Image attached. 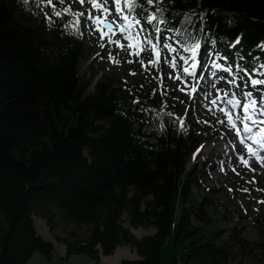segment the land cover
<instances>
[{
    "label": "trees",
    "instance_id": "trees-1",
    "mask_svg": "<svg viewBox=\"0 0 264 264\" xmlns=\"http://www.w3.org/2000/svg\"><path fill=\"white\" fill-rule=\"evenodd\" d=\"M53 3L59 17L42 0H0V264H52L53 243L37 233L33 216L50 232L59 220L70 224L56 240L66 256L85 254L91 264H103L100 255L119 245L138 255L119 264H231L234 248L264 247L236 227L224 238L210 203L196 202L197 173L184 160L207 134L182 114L164 79L121 88L104 74L85 94L90 82L77 75L87 51L80 17L63 12L80 8ZM120 5L155 17L143 24L149 38L155 30L160 41L172 38L181 60L197 43L215 53L226 40L223 54L244 64L239 72L260 64L264 76V0ZM139 227L154 231L136 237ZM34 252L47 262H30Z\"/></svg>",
    "mask_w": 264,
    "mask_h": 264
},
{
    "label": "rangeland",
    "instance_id": "rangeland-1",
    "mask_svg": "<svg viewBox=\"0 0 264 264\" xmlns=\"http://www.w3.org/2000/svg\"><path fill=\"white\" fill-rule=\"evenodd\" d=\"M64 2L68 6L74 5L84 11L80 24L87 51L85 57L77 66V75L81 80L87 79L90 82L85 94L93 91L95 82L104 74L116 79L115 86L121 88L140 81H143L145 86L149 88V86L157 84L161 79H164L166 85L174 91L175 96L180 100L183 111L190 113L194 117L196 126L203 128L208 133H212L204 138L201 135L197 147L191 155L189 152L184 160L185 168L187 169L194 164V171L197 173L198 184L192 186L196 202L203 203L204 201H208L210 203L208 209L213 213L215 226L221 231L224 238L231 232L233 227H236L239 229L240 236L244 239L255 241L256 243L264 242V203H261V201H264V179L260 175L258 176V171L244 170L239 174L231 173L227 175L225 172L224 174H219L220 171L223 172V166L220 170L212 172L214 166L206 165L203 162L204 156H208V153L207 155L201 154V156H198L203 144L220 139V134L224 135L225 131L222 129L220 121L210 116L205 104L199 106L198 102L195 101L196 96L191 98L192 90H189L186 85L187 82L185 83V80H182L180 70H178L180 67L173 63L168 53L172 40L165 42V45L167 44L169 47H165L164 45V48H155V50L153 47H150L151 49L147 48L149 42L141 35L128 37L125 33H122L125 28L119 26L120 19L118 12L114 11L115 7H112L111 11L105 13L94 9L92 4L90 5L87 1L83 5L79 3V0H64ZM97 3L102 4L99 0H97ZM86 14L88 16L91 14L93 17H100L102 21L109 19L113 24L112 29L106 30L102 25L103 23L99 25L93 23L92 20L87 19ZM148 20H150V17ZM139 22L141 23V20ZM135 23L137 22L135 21ZM98 27L104 33H107L103 39L101 38V31L97 30ZM113 33L115 34L113 35ZM147 33L145 32V34ZM109 40L119 41L120 45L124 47H119L116 43L109 42ZM225 42L226 40H223L220 44H224ZM101 45L104 46L101 47ZM219 47H223V45ZM136 52H139V55L130 54ZM157 52L159 53L158 57L156 55ZM198 54L199 51L196 50L195 56ZM112 57L115 58V61H119V63L114 62L111 59ZM204 60L206 59L204 58ZM128 61H131V63ZM224 71L225 73L219 71V76L216 77L221 79L227 74L228 81L224 80L222 82L231 89L234 91L239 90V85H245V82H240V84L234 86L232 72L230 74L228 69ZM132 73H135V75H132ZM261 92L264 91L260 90L259 93ZM201 95H203V91ZM197 100H201L200 95H197ZM214 126L219 128L218 131L216 129L214 132L212 131ZM215 147L218 149L221 145L219 144ZM219 150L221 152L222 148ZM204 152H206V146ZM217 155L211 156V159L222 162L228 160L224 153L220 157ZM227 162L229 163V161ZM225 168L230 171L228 165ZM253 179L255 182L250 183ZM244 189H247V191H244ZM179 205L187 207L188 202L179 200ZM33 221L37 233L53 243L52 264H91L93 262L85 254H70L66 256L65 245L56 240V235L63 234L64 228L68 229L72 227L70 224H64L59 220L57 228L53 232H50L44 219L41 217L33 216ZM193 221L197 225H205L203 221L196 218ZM205 227L209 228L210 225ZM132 231L136 237H140L144 234L152 233L154 227L133 228ZM234 253L231 264H264V247L255 249L250 254L237 251L234 248ZM137 257L138 255L134 248L128 245H119L112 254H101L100 261L103 264H119L121 259H133ZM30 262L43 263L47 262V260L41 253L34 252L30 258Z\"/></svg>",
    "mask_w": 264,
    "mask_h": 264
},
{
    "label": "snow or ice",
    "instance_id": "snow-or-ice-1",
    "mask_svg": "<svg viewBox=\"0 0 264 264\" xmlns=\"http://www.w3.org/2000/svg\"><path fill=\"white\" fill-rule=\"evenodd\" d=\"M42 2L46 3V6H50L52 8L53 15L59 17L61 15V11L57 10L56 4L53 3V0H42ZM89 3L92 4V7L94 9H98L102 12H108V8L106 7L107 0H104V3H97V0H88ZM116 4L120 3V0H115ZM127 6L129 8L135 7L136 6V0H126ZM153 0H147V3L151 4ZM57 3L63 4L64 0H57ZM79 3L83 5L85 3V0H79ZM63 12L65 13H70L74 17H80L83 16L84 13L82 12H77V13H72L70 8H64ZM47 16V14H45ZM51 18L49 17V20ZM87 19L92 20L93 23L99 25L100 23H104V21L101 20L100 17H93L91 14L87 17ZM126 19V17H125ZM155 19V17H153ZM80 21L79 19L75 20V24L79 25ZM139 23V21H137ZM109 28H111V25H107ZM98 31H101V38L103 39L104 36L107 35V33H104L99 27L97 28ZM115 33H113L114 35ZM109 42H114L116 43L119 47H124L123 45H120L119 41H111ZM104 45H101L103 47ZM130 47H132L130 45ZM153 49L155 50L156 45H152ZM165 47H169V45H165ZM198 48L199 45H196ZM174 50V49H173ZM130 54H135L139 55V52L136 53H130ZM157 57L159 56V53H156ZM114 62L119 63V61H115V58L112 57ZM131 63V61H128ZM217 67H219L217 65ZM264 67V66H262ZM185 72L188 71V69H184ZM132 75H135V73H132ZM251 84L253 87L257 85H264V80L261 79H252ZM259 91V90H258ZM244 97L246 99V103L241 104L240 101L235 100V99H230L227 101L229 105H233L234 107L238 106L241 107L242 112L245 114L243 117L237 116L236 119L240 120L241 123L243 124V132L247 133L248 135L246 136L247 140L251 141V144H247L246 148L247 151L251 156H253L258 163H260L262 166H264V156H261L260 153L264 151V127H261V125H264V119H260L259 117H264V92L260 93V98L259 100L253 96V93L251 91L244 93ZM213 104L216 103L215 100L212 101ZM223 112L224 109H221ZM228 117V123L232 126V128L236 129L237 135L240 134L241 129L237 128L236 123L233 120V117L230 113H225ZM247 121V122H245ZM253 126L256 127V131H253ZM241 143H244V140H241ZM253 145H256L257 147L254 148ZM241 162L245 165V167H249L250 165L247 160L243 158V156L240 157ZM252 171H255V169H251ZM255 180L250 181V183H254ZM244 191H247V189H244ZM261 203H264V201H261Z\"/></svg>",
    "mask_w": 264,
    "mask_h": 264
},
{
    "label": "bare ground",
    "instance_id": "bare-ground-1",
    "mask_svg": "<svg viewBox=\"0 0 264 264\" xmlns=\"http://www.w3.org/2000/svg\"><path fill=\"white\" fill-rule=\"evenodd\" d=\"M227 43V41L225 42ZM201 83H203L201 81ZM208 83H212L214 84V81L212 80H208ZM217 84H215L212 87V91L216 88ZM216 101L215 104L211 103H206L207 108L209 109V113L211 114V117L214 118L215 120H218L221 122V127L222 129H231V125L228 123V118L219 110L218 105L219 102L217 99H214ZM242 117V115H239ZM220 139L218 140H212L209 143L203 144L199 150L198 156L201 154H206L208 153V156H204V164L206 165H212V167L214 166V168L212 169V172L218 171L221 169V167L223 166L222 171L223 172H219V174H227L230 175L231 173H235V174H239L240 172H243L245 169L243 168V166L235 159H233V152L235 150H242V147L236 143H234L233 141H231L229 138L225 137L224 135L220 134ZM212 143V145H211ZM221 145V147H218V149L215 146ZM205 146H206V152H204L205 150ZM220 148H222V151L220 152ZM222 153V154H221ZM223 153L228 156V160H229V164H227V161L224 162H220L218 160H212L211 156L217 155V156H221L223 155ZM211 161V162H210ZM229 166L230 171L226 170L225 166ZM250 167L251 169H255V171H258L257 174L258 176L260 175L263 179H264V166H262L260 163L254 162V161H250ZM250 190H252L250 188Z\"/></svg>",
    "mask_w": 264,
    "mask_h": 264
}]
</instances>
